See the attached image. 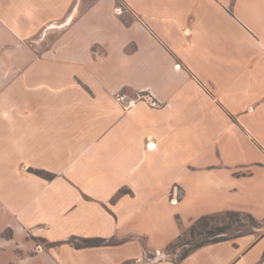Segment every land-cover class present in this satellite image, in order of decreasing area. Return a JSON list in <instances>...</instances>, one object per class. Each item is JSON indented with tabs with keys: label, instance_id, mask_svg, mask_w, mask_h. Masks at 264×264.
Segmentation results:
<instances>
[{
	"label": "crops",
	"instance_id": "crops-1",
	"mask_svg": "<svg viewBox=\"0 0 264 264\" xmlns=\"http://www.w3.org/2000/svg\"><path fill=\"white\" fill-rule=\"evenodd\" d=\"M0 25L33 44L0 97V264H264V0H0ZM229 211L260 225L162 254Z\"/></svg>",
	"mask_w": 264,
	"mask_h": 264
},
{
	"label": "rangeland",
	"instance_id": "rangeland-1",
	"mask_svg": "<svg viewBox=\"0 0 264 264\" xmlns=\"http://www.w3.org/2000/svg\"><path fill=\"white\" fill-rule=\"evenodd\" d=\"M25 47H33L32 42H23L20 38L10 34L0 25V68L12 67L8 79L0 80V97L7 91V85L4 82L16 80L17 71L25 62ZM30 59V57H28ZM259 222L252 220L247 214H229L227 212L217 213L205 216L194 221L185 229L179 237L166 248L163 255L176 259L177 262L190 250L196 246L220 238L235 237L241 233L255 231L259 227ZM222 231V232H220ZM40 243V241H37ZM78 243H81L79 241ZM44 247L41 243L36 245Z\"/></svg>",
	"mask_w": 264,
	"mask_h": 264
},
{
	"label": "built area",
	"instance_id": "built-area-1",
	"mask_svg": "<svg viewBox=\"0 0 264 264\" xmlns=\"http://www.w3.org/2000/svg\"><path fill=\"white\" fill-rule=\"evenodd\" d=\"M114 11L117 14H120V13L123 12L121 6L116 7ZM126 97H127V95H125L124 93H119V94L115 95L114 99H115V101L117 103L121 104V106L123 108H129V107L133 106L136 103V101H138V100L145 101L147 104H149L152 107H160L161 104H162L159 100L154 98L150 93L137 94L134 99H129L126 103H124ZM147 146L149 148H151V147L155 146V143L148 142ZM178 197H179V190L176 187H174L173 190H172V193H171L170 202L172 204H175L177 202V200H178ZM38 249L41 250L42 247L40 245H38L37 246V250ZM155 255L156 256L160 255V252L157 251Z\"/></svg>",
	"mask_w": 264,
	"mask_h": 264
},
{
	"label": "trees",
	"instance_id": "trees-1",
	"mask_svg": "<svg viewBox=\"0 0 264 264\" xmlns=\"http://www.w3.org/2000/svg\"><path fill=\"white\" fill-rule=\"evenodd\" d=\"M39 172H41V171H39ZM227 213H229V214H238V212H232V211H229ZM247 216L249 218H251L252 220H255L251 215L247 214ZM203 217H205V216H203ZM203 217H200V218H203ZM200 218H198V219H200ZM220 232H222V231H220ZM224 238H227V237H225V235H223V236H220V238L212 240V241H217V240H221V239H224ZM80 241H81V245H99V244L104 242V239L103 238H98V237H96V238H81Z\"/></svg>",
	"mask_w": 264,
	"mask_h": 264
}]
</instances>
